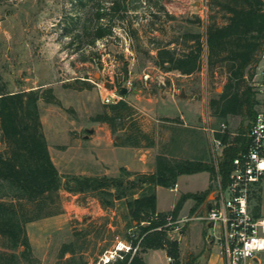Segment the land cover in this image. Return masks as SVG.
I'll use <instances>...</instances> for the list:
<instances>
[{"label":"rangeland","instance_id":"1","mask_svg":"<svg viewBox=\"0 0 264 264\" xmlns=\"http://www.w3.org/2000/svg\"><path fill=\"white\" fill-rule=\"evenodd\" d=\"M137 2L138 7L129 13L131 22H102L112 26L111 33L90 45L88 43L94 37L92 26L96 22H87V30L83 22H71L78 14L83 15V6L76 5L75 0H0L1 82L10 92L51 88L58 101V104L40 101L39 107L52 157L62 178L59 196L64 212L55 219L41 218L27 224L30 243L34 241L39 246L33 249L31 243L37 264H97L100 256L108 250L105 248L111 249L119 242L113 244L117 235L123 237L133 230L129 227L123 202L108 210L96 208L92 212V203L83 207V193L75 194L66 189V180L70 176H83V170L90 167L89 160L98 159L89 145L91 134L86 129H93L94 134L101 127L94 118L108 110L107 103L102 102V95L111 94L110 89L115 87L119 91L126 81L131 82V87L125 86L129 92L123 98L129 102L131 118L139 127L144 118L160 125H168V120L177 119L180 115L188 123L194 120L198 127L196 132L189 127L177 132L173 130L182 141L188 142L183 146L184 153L178 152V157H198L200 154L215 168V162H220L225 148L217 149L214 142L216 134L221 133L222 123L231 137L237 135L246 139L250 125L247 115L218 118L210 107V101L218 99L224 90L226 72L220 67L211 71L206 64L205 53L201 68L190 75L175 70L163 71L154 63L157 45L187 31L204 36L209 16L206 1ZM166 12L174 18L168 17ZM212 14L218 24L224 22L216 9ZM196 16L200 17V23ZM145 74H149L147 79H144ZM258 79V69L255 66L248 68L246 86H251L254 91L253 84ZM182 90L184 96L181 97ZM254 99L258 101L256 92ZM257 104L254 109L258 108ZM167 129L158 130L160 138L165 137ZM120 134L116 132L113 135L114 142H121L118 140L122 138ZM190 140L197 145L190 146ZM234 146L242 148L240 144ZM104 168L112 169L110 166ZM203 178V175L201 178L198 175L182 180L180 191L199 189ZM213 178L212 188L203 201L213 198ZM176 194L178 191L159 189L158 206L168 208L174 203ZM209 194L211 196L207 199ZM260 205L264 213V180ZM192 213L183 218H191ZM91 216L93 218L90 219ZM192 219L179 223V231L170 230L169 233L172 239L181 237L182 264H204L207 243L196 251L185 247L183 236L188 232V224L193 223ZM194 223L191 227L193 235L199 227L207 224L200 220ZM207 229L212 234V229ZM63 244H69L73 251L61 257ZM152 257L156 264H169L160 252Z\"/></svg>","mask_w":264,"mask_h":264},{"label":"trees","instance_id":"2","mask_svg":"<svg viewBox=\"0 0 264 264\" xmlns=\"http://www.w3.org/2000/svg\"><path fill=\"white\" fill-rule=\"evenodd\" d=\"M136 2L75 0L76 5L83 6V15L78 14L71 22H83L86 30L89 29L87 22H96L92 26L94 37L88 43L93 45L111 33L112 26L102 22H131L129 13L138 7ZM206 6L209 16L204 36L187 31L157 45L154 63L163 71L175 70L190 75L201 68L205 53L211 71L220 67L226 72L223 92L218 99L210 101L214 115L218 118L247 115L251 125L258 101L254 99L255 91L246 86L245 78L248 68L255 66L264 43V0H206ZM215 9L222 14V24H218L212 14ZM196 19L201 22L200 17L196 16ZM1 81L0 75V264H37L27 224L62 212L59 196L62 178L48 149L39 102L58 104V101L51 88L10 92ZM107 107L108 110L97 115L94 121L107 123L113 133L127 123V129L132 132L125 139L129 145L136 146L143 139L147 145L153 143L131 118V106L124 98L107 104ZM216 137L225 144L218 165L223 183H226L232 158L241 149L234 145L240 144L243 148L245 138L231 137L228 131L218 132ZM201 171H208L214 177L215 168L205 161L159 154L154 172H130L120 168L119 176H70L66 180V189L75 194L92 193L103 207L113 206L116 200H125L129 227H135L125 234L131 250L123 252L122 259L110 264H147L141 254L148 249H163L171 257V264H181L179 242L168 236L165 224L168 218L177 219L188 198L199 205L212 187L181 195L170 212L157 211L156 187L173 188L180 175ZM259 206L260 196L255 208L257 213ZM135 246L137 249L133 252ZM72 251L69 244H63L60 256Z\"/></svg>","mask_w":264,"mask_h":264},{"label":"built area","instance_id":"3","mask_svg":"<svg viewBox=\"0 0 264 264\" xmlns=\"http://www.w3.org/2000/svg\"><path fill=\"white\" fill-rule=\"evenodd\" d=\"M257 59L255 67L259 79L253 87L258 95V108L245 134V146L232 158L226 183H223L219 165L215 162L213 198L208 202L209 208L196 217L212 229L211 241L218 245L224 264H264V213L260 210L257 213L255 209L264 180V43ZM148 77L149 74H145L144 79ZM123 85L131 87L132 84L128 80ZM110 90L111 94L102 95V102L109 104L123 99L115 87ZM221 127V133H224L225 124L222 123ZM214 142L217 149L225 147L219 138H214ZM189 219L168 218L165 224L168 233L170 230L179 231V223ZM136 249L137 246L132 251ZM130 250L129 242L119 241L100 256L97 264L122 259L123 252ZM166 260L171 264V257L167 256Z\"/></svg>","mask_w":264,"mask_h":264},{"label":"crops","instance_id":"4","mask_svg":"<svg viewBox=\"0 0 264 264\" xmlns=\"http://www.w3.org/2000/svg\"><path fill=\"white\" fill-rule=\"evenodd\" d=\"M193 121L194 120H190V122L188 123L187 120H185V118L180 115L179 118L177 119L168 120V125H163V124L160 125V124H156V122L153 121L152 119L144 118L143 124L140 126V128L144 133L149 135V138L152 140L153 143L150 145H147V142L143 139L136 146L129 145L125 141L127 136L132 133L131 131L127 129V123L124 124V127L122 128L118 127L116 131V132L121 133L120 135L122 138L118 139V140H121V142H117V141L114 142L113 135L116 132L113 133L107 123L99 122V124H101V127H98L94 134L90 133L91 135H89V140H88L89 145L96 152L98 159L95 161L89 160L90 167L87 170L86 169L83 170V176H103V175L118 176L120 172V168H125L126 170L130 172H139V173L154 172L156 169V156L159 154H164L168 157H172L176 159H191V160L204 161V157H202V155L200 154L197 155L198 157H194V156L193 157H178L177 155L178 152L184 153L183 146L188 145V142L185 141L186 142L185 143L184 141H182L181 138L173 132V130L177 132L178 130H182V129L184 130L187 127H189L191 128L193 132H196L197 130L195 129H198V127L195 126L196 122H193ZM42 124H43V131H44L47 143H48V149H49L51 158L53 160L51 146L49 144L48 135H47L46 128H45L43 121H42ZM164 127H168V129L165 133V137L162 139L159 137L158 130H162ZM189 144L192 147H195V145H197L196 142H194V140H192V142L190 140ZM53 163L56 166V163L54 162V160H53ZM104 166H110L112 167V169L109 170L108 168H104ZM198 175L200 176V178L202 177V175L204 177L202 181L203 185L199 189H183L182 191H180V187H181L180 182H182V180L186 181V179H189L192 176L198 177ZM209 187H211V175H210V172L208 171H201V172L193 173V174L180 175L177 179V183L175 187L173 188H165L162 186L156 187L157 211L170 212L174 208L175 203L177 202V200L180 198L181 195L186 194V193H197V192L205 191ZM159 189H166L169 192H173V193L178 191V194L175 195L174 203H171L169 207L166 209L160 208L158 206V190ZM76 194H81V193H76ZM210 196L211 194L208 195L207 199ZM209 201L210 200H205L199 206H197L196 201L194 199L188 198L183 203L182 208L180 209L178 213L177 219H181L185 216H188L190 213H192V211H194L191 217L193 218L192 219L193 223L188 224L189 226L188 232L186 235L183 236L185 240V247L187 246L188 249H190V251H196L199 249V247H201V245H203L204 243H207L208 244L207 251L204 253V257H205L204 264H224L223 258L220 255V249L218 245L215 243H210L211 234L209 233V230L207 229L209 228V225L206 224L205 227H202V226L199 227L197 231L195 232V235H193L191 231L192 230L191 227L195 225L194 221L200 220V219H197L196 217L202 215L206 211ZM119 202L124 203L125 210H126L125 213H126V216H128V211H127V207L125 204V200L124 199L116 200L114 202V205L118 204ZM89 203L93 204L92 212H94L96 208L100 211H104V210L111 209L114 206L113 205L111 207H103L100 201L97 199V197L93 195H89L88 193H83V207H87ZM261 205L259 206V210L262 212ZM89 208L90 207H88V209ZM63 212H64V209L61 213L57 215L45 217L42 219H49V220L55 219L56 217L61 215ZM91 218H93V216H91L90 219ZM36 221H33V222H36ZM200 221L204 222L203 220H200ZM133 224H135V222H133ZM131 229L135 230V227H132ZM168 234H169L168 236L171 238L170 233ZM176 239L179 242L180 260L182 261L183 251H182V245H181V237L179 236ZM117 241H121L123 243L128 242L125 239V235L123 237H120L117 235L116 239L113 241V244H115ZM31 243H32L33 249H35V247H39L38 244H34V241H31ZM106 249H109V248H105V250ZM158 252L162 253V255H164V257L167 258L166 251L163 249H148L147 251L143 252L141 256L147 264H156L155 258H153L152 256L153 254H156ZM84 253L85 252L83 251V254ZM148 256L150 257V259L148 258Z\"/></svg>","mask_w":264,"mask_h":264},{"label":"water","instance_id":"5","mask_svg":"<svg viewBox=\"0 0 264 264\" xmlns=\"http://www.w3.org/2000/svg\"><path fill=\"white\" fill-rule=\"evenodd\" d=\"M119 91H120L123 95H126V94L129 92V89L126 88L125 86H122V87H119ZM180 96H181V97L184 96V91H183V90H182ZM86 131H87L88 133H92V132H93V129H86ZM208 208H209V205H208ZM210 243H212V241H211Z\"/></svg>","mask_w":264,"mask_h":264}]
</instances>
